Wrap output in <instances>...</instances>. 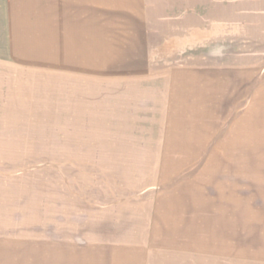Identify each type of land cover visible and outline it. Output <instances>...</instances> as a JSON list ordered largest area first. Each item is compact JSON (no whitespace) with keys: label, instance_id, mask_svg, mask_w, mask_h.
I'll use <instances>...</instances> for the list:
<instances>
[{"label":"rangeland","instance_id":"374dc122","mask_svg":"<svg viewBox=\"0 0 264 264\" xmlns=\"http://www.w3.org/2000/svg\"><path fill=\"white\" fill-rule=\"evenodd\" d=\"M69 1L0 0V264H264V0Z\"/></svg>","mask_w":264,"mask_h":264},{"label":"crops","instance_id":"0c3cea01","mask_svg":"<svg viewBox=\"0 0 264 264\" xmlns=\"http://www.w3.org/2000/svg\"><path fill=\"white\" fill-rule=\"evenodd\" d=\"M69 2H78L79 5L73 6L74 9L69 12H67V10H65L64 8L59 7V5H45V37L49 38V36L51 37L57 35L60 39L71 40L69 44L81 46L80 49L78 48L75 51L88 52L89 50L87 51V47L85 46L95 45L98 41V21L96 8L93 7V11L92 5L89 4L88 0H77V2L74 0H70ZM51 31L53 32L51 33ZM92 50L93 49H91V51ZM1 60L2 59L0 58V61ZM96 73V70H93L92 66H90L89 69H80V71L77 72L74 71V73H72L71 75L96 76ZM120 75L124 76L126 75V73ZM124 104L125 103H123V105ZM126 104H129V102H127ZM122 109L123 114L121 115L124 116L126 115L125 110L127 109V106L124 105ZM143 150L147 152H152V150ZM143 150L139 148L108 149L105 150L104 154L101 155L112 157H128L130 156V153H134L135 156L140 157L150 155L146 154V152H144ZM153 151V153H155L157 150L154 149ZM158 155H161V150L158 152ZM116 162H118L120 166H124L121 161Z\"/></svg>","mask_w":264,"mask_h":264}]
</instances>
